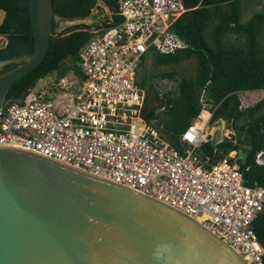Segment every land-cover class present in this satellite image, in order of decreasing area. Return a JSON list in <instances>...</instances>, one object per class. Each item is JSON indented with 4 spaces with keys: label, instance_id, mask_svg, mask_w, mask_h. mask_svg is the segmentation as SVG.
<instances>
[{
    "label": "built area",
    "instance_id": "built-area-1",
    "mask_svg": "<svg viewBox=\"0 0 264 264\" xmlns=\"http://www.w3.org/2000/svg\"><path fill=\"white\" fill-rule=\"evenodd\" d=\"M117 4L121 22L80 48L78 72L49 74L24 98L0 106V148L21 150L156 200L202 225L247 264H264V248L253 229L264 210V188L244 184L235 151L218 160L199 153L212 115L204 91L202 113L180 135L178 149L169 144L161 121L173 107L175 79L153 82L158 105L152 118L143 116L140 65L150 53L187 47L172 26L189 9L182 0ZM98 7L102 12L93 10V23L111 14ZM203 113L208 118L201 123ZM254 162L264 164L263 150Z\"/></svg>",
    "mask_w": 264,
    "mask_h": 264
},
{
    "label": "water",
    "instance_id": "water-1",
    "mask_svg": "<svg viewBox=\"0 0 264 264\" xmlns=\"http://www.w3.org/2000/svg\"><path fill=\"white\" fill-rule=\"evenodd\" d=\"M32 54L0 60V106L44 60L52 0H29ZM0 264H247L184 214L21 150L0 148Z\"/></svg>",
    "mask_w": 264,
    "mask_h": 264
},
{
    "label": "trees",
    "instance_id": "trees-1",
    "mask_svg": "<svg viewBox=\"0 0 264 264\" xmlns=\"http://www.w3.org/2000/svg\"><path fill=\"white\" fill-rule=\"evenodd\" d=\"M182 1L189 10L173 24L172 31L187 47L173 54L150 53L143 59L137 74V84L146 90L143 116L147 120L152 118L158 105L153 82L159 78L175 79L173 107L163 115L162 122L169 144L178 149L180 135L202 113L200 96L204 91L212 106L209 124L223 121L234 135L218 143L207 141L199 153L218 160L235 151L244 184L264 188V164L258 166L254 162L257 153L264 151V98L245 108L239 99V93L264 90V11L242 22L243 0ZM99 4L109 10V17L94 25L77 24L55 32L56 20H86L96 7L102 12ZM52 7L53 27L47 54L38 67L10 87L7 100L24 98L52 72L57 78L68 71L78 72L80 48L90 38L121 22L117 0H52ZM0 11V60L32 54L35 43L29 0H0ZM204 30L208 31V41ZM148 59L154 69L151 73L144 66ZM191 60L195 64L193 74L181 69ZM65 62L68 65L63 67ZM15 66H5L0 74ZM253 229L264 248V210L254 220Z\"/></svg>",
    "mask_w": 264,
    "mask_h": 264
},
{
    "label": "rangeland",
    "instance_id": "rangeland-1",
    "mask_svg": "<svg viewBox=\"0 0 264 264\" xmlns=\"http://www.w3.org/2000/svg\"><path fill=\"white\" fill-rule=\"evenodd\" d=\"M249 0H244V6H248ZM264 8V7H263ZM262 11V10H261ZM100 12H99V16H100ZM245 12L242 14V18L241 21H244L245 18ZM3 17V12L0 11V21L2 20ZM94 17H89L86 20L83 21H73V22H68V21H62V20H56V28H55V32L59 33L71 26L77 25V24H86V25H94L97 23H93L94 21L96 22L97 19H95ZM208 31L204 30V37L205 39L208 41ZM1 42V41H0ZM68 62L63 63V67L67 66ZM145 70L148 71V73H151L153 69L152 67V62L150 59H148L145 63ZM181 69L184 70L185 72L189 73V74H193L195 72V64L193 62V60L184 63L181 66ZM57 76L56 73L52 72L50 77L55 78ZM155 80V79H154ZM45 81V80H44ZM44 81H40L39 84H43ZM264 98V90L261 91H248V92H242L239 93V99L241 102V106L243 108L248 107V106H252L253 104H255L256 102H258L260 99ZM163 117V116H162ZM162 121V118H161ZM203 134L205 136V138L207 139V141L209 142H213V143H218L221 142L223 139L226 138H231L234 133L229 129V127L227 126V124L223 121H217L213 124H209L205 127V129L203 130Z\"/></svg>",
    "mask_w": 264,
    "mask_h": 264
},
{
    "label": "crops",
    "instance_id": "crops-1",
    "mask_svg": "<svg viewBox=\"0 0 264 264\" xmlns=\"http://www.w3.org/2000/svg\"><path fill=\"white\" fill-rule=\"evenodd\" d=\"M264 0H249L248 6H244V0L242 2V14L245 12L244 21H247L254 13L264 11Z\"/></svg>",
    "mask_w": 264,
    "mask_h": 264
},
{
    "label": "bare ground",
    "instance_id": "bare-ground-1",
    "mask_svg": "<svg viewBox=\"0 0 264 264\" xmlns=\"http://www.w3.org/2000/svg\"><path fill=\"white\" fill-rule=\"evenodd\" d=\"M207 118H208V114H207V113H203V114L201 115V118H200L201 123L204 122Z\"/></svg>",
    "mask_w": 264,
    "mask_h": 264
}]
</instances>
